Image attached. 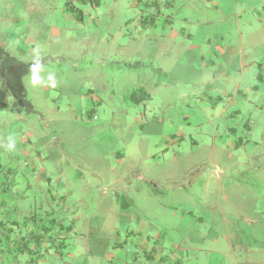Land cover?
I'll return each instance as SVG.
<instances>
[{
	"label": "rangeland",
	"instance_id": "rangeland-1",
	"mask_svg": "<svg viewBox=\"0 0 264 264\" xmlns=\"http://www.w3.org/2000/svg\"><path fill=\"white\" fill-rule=\"evenodd\" d=\"M0 264H264V0H0Z\"/></svg>",
	"mask_w": 264,
	"mask_h": 264
}]
</instances>
